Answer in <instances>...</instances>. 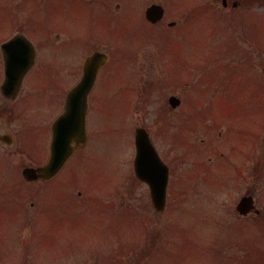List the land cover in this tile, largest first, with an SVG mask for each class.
<instances>
[{"label":"rangeland","instance_id":"obj_1","mask_svg":"<svg viewBox=\"0 0 264 264\" xmlns=\"http://www.w3.org/2000/svg\"><path fill=\"white\" fill-rule=\"evenodd\" d=\"M134 1L133 7L123 8L124 25L114 34L119 49L125 51L123 61L118 58L117 45L110 40L115 37L95 47L110 53V57L113 53V58L103 75L104 81L97 82L90 96L88 144L59 175V215L68 216L67 209L76 207L75 212H79L76 220L64 224L62 221L61 254L72 244L91 247L92 254L88 257L94 264H249L244 258L249 257L251 262L250 256L264 251L260 247L248 253V245L258 246L264 240L258 231L259 222L264 225V127L260 128L264 118L255 117L259 107L264 108L256 99L258 95L264 96V0H253L250 5L248 0H228L227 8L223 7V0H210L207 4L219 10V18L214 17L212 10L197 16L198 8L208 0H184L185 7L180 11L178 0ZM143 2L144 19L147 5L153 3L164 5L167 12L176 15L151 27L141 17ZM234 2L240 3L238 8L232 7ZM121 3L129 4L130 0ZM79 4L66 0V6L59 11L80 36L75 37L76 42H67L68 48L75 47L67 55L70 58L67 64H73L82 54L87 55L92 42L105 38L95 37L99 29L93 19L80 13ZM6 5L2 2L0 7ZM5 18L2 12L0 23ZM172 21L179 27H169ZM248 25L253 26L251 40L254 37L253 41L259 44L252 46L248 42L247 47L253 52L254 77L248 79L251 97L248 93L239 94L247 86L240 82L245 67L238 61H246L240 48L243 43L246 46L244 40L251 34ZM184 28L186 32L182 35ZM106 31L113 30L108 25ZM225 35L228 37H220ZM232 45L235 51L228 52ZM64 78L69 81V75ZM52 82L59 87L37 90L30 101L20 106V111L34 124L54 120L53 116L61 113L60 103L70 87H63L60 74L47 75L44 86ZM171 95L181 98V109H171L168 103ZM223 99L234 104L248 99L251 108L248 117L232 122L241 119L237 114L242 112L240 104L235 117L225 118L216 104ZM212 102L216 103L211 107L206 105ZM18 116L9 120V128L15 131L24 125V119ZM216 120L222 123L218 128ZM244 122L248 123V142L244 137L235 141L236 135L241 136L237 129ZM139 127L148 130L172 171L167 208L162 214L155 213L149 188L134 173V139ZM227 127L236 130V135L225 133ZM183 128V135L175 134V130ZM215 150L229 160L216 158L218 154L210 152ZM203 153L209 165L201 160ZM246 158L248 170L239 174L237 180L238 172L246 169ZM15 169L17 178H22V169ZM23 193L30 209V202L37 196L31 190ZM87 193L89 206L83 209ZM66 194L71 200H65ZM247 194L254 196L261 217L244 218L236 212L239 201ZM79 204L83 206L80 208ZM37 210L33 212L36 215ZM150 210L152 218L143 212ZM21 226L7 220L0 225V252L7 249L5 253L10 258L21 257L17 240L21 242L29 236ZM85 257L79 254L75 259ZM67 262L62 255L57 264ZM0 264L20 263L0 260Z\"/></svg>","mask_w":264,"mask_h":264},{"label":"flooded vegetation","instance_id":"obj_2","mask_svg":"<svg viewBox=\"0 0 264 264\" xmlns=\"http://www.w3.org/2000/svg\"><path fill=\"white\" fill-rule=\"evenodd\" d=\"M61 1L0 0V4L7 3L3 8L0 7V19L2 12L6 14L4 22L0 23V122L2 127L0 129V225L9 218L8 222L11 221L15 225L20 223L22 231L29 232L26 239L21 242L17 240V252L21 257L10 258V255L5 253L7 249H4L0 252L2 263L10 260L20 264H57L63 255L68 260L67 264H93V260L90 262L88 257V254L89 256L92 254V248L87 245L83 248L69 244L61 254L59 236L62 221L64 224L76 220L79 212H75L76 207L67 209L68 216L59 215L60 204L57 203V199H61L60 180L57 178L27 180L23 175L22 178H17L15 169H22L23 173L25 168H38L49 161L53 125L61 116L66 99L61 101V113L53 116L54 120L46 121L44 124H34L26 115L21 114L20 117L24 118L23 128L17 131L9 128V120L17 115L18 107L30 101L37 90L59 87L56 82L44 86L46 76L49 74H60L63 87H70L67 90L70 91L80 82L87 58L96 53L108 57L106 67L100 69L97 78V82L104 81L103 75L112 61L113 53L110 57V53L95 47L96 44L107 42L110 37H115L114 34L118 33L124 25V12L122 14L124 5L121 0H74L80 4L83 3V5L79 4L82 8L80 13L93 19L99 29L95 37L105 38L92 42L87 55L82 54L76 62L67 64L70 59L67 55H71L75 50V47L68 48L67 42H76L75 37L80 36L76 30H72L68 20L61 17L59 11L62 6H66V0L63 3ZM35 12L39 14V17ZM172 15L176 14H170L165 9V17L151 26L159 25L165 18ZM107 22L112 32L106 31ZM172 23L174 25L171 28L179 27L177 22L172 21L169 24ZM185 32L186 28L181 31V34ZM110 40L117 45L118 58L122 59L125 51L119 49L118 37L114 40L110 38ZM246 42L248 44V37ZM100 60H103V57ZM63 75H69L68 82ZM246 78L248 81V71ZM7 81L19 83L18 93L12 95L3 90ZM25 190H31L34 192L32 195L37 196L30 202V209L23 200L27 198L23 193ZM88 194L83 202L84 206L79 204L78 207L87 208ZM67 196L66 194L65 200H71ZM62 203L66 208L65 203ZM35 209L39 210L36 211L38 215L33 213ZM64 211L67 213L65 209ZM79 254H84L86 257L75 259Z\"/></svg>","mask_w":264,"mask_h":264},{"label":"water","instance_id":"obj_3","mask_svg":"<svg viewBox=\"0 0 264 264\" xmlns=\"http://www.w3.org/2000/svg\"><path fill=\"white\" fill-rule=\"evenodd\" d=\"M162 8L159 6L151 7L147 12V17L152 22L161 19ZM96 59L93 58L91 62ZM103 61V60H101ZM89 70L93 68L88 64ZM86 83L77 87L69 96L66 105V113L54 126V137L52 143V159L48 166L38 170L27 169L24 175L27 179H35L38 176L50 178L56 175L63 167L67 158L74 149L72 141L85 142V120L87 114V93L90 88V74H86ZM178 100L172 99L173 106L178 104ZM137 157L135 160V170L139 178L149 184L154 205L158 210H163L166 203V191L168 185L169 171L161 161L156 149L154 148L149 135L144 129H139L136 135ZM39 173V175H38ZM252 208V199H243L239 209L248 212Z\"/></svg>","mask_w":264,"mask_h":264}]
</instances>
